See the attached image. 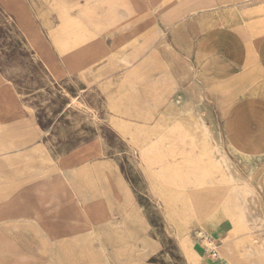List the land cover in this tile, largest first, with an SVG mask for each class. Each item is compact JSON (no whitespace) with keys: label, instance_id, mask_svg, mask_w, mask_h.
I'll return each mask as SVG.
<instances>
[{"label":"rangeland","instance_id":"obj_1","mask_svg":"<svg viewBox=\"0 0 264 264\" xmlns=\"http://www.w3.org/2000/svg\"><path fill=\"white\" fill-rule=\"evenodd\" d=\"M111 5L0 0V264H264V155L233 152L230 96L192 73L211 15L135 32Z\"/></svg>","mask_w":264,"mask_h":264},{"label":"crops","instance_id":"obj_2","mask_svg":"<svg viewBox=\"0 0 264 264\" xmlns=\"http://www.w3.org/2000/svg\"><path fill=\"white\" fill-rule=\"evenodd\" d=\"M136 31H163L187 19L208 17L192 42V73L201 95L230 96L212 105L225 113L230 146L254 158L264 155V0H111ZM184 6L171 18L170 9ZM220 13L216 16L215 12ZM137 21L139 27L137 28ZM176 25V26H175ZM198 26V25H195ZM194 90V88H193ZM210 103V102H209Z\"/></svg>","mask_w":264,"mask_h":264},{"label":"bare ground","instance_id":"obj_3","mask_svg":"<svg viewBox=\"0 0 264 264\" xmlns=\"http://www.w3.org/2000/svg\"><path fill=\"white\" fill-rule=\"evenodd\" d=\"M122 14V13H121ZM174 16H175V14H174ZM176 26V25H175ZM153 45V44H152ZM151 48V47H150ZM127 60V59H126ZM131 60H133V59H131ZM127 62H128V60H127ZM158 64L159 65V59L156 57V56H154L153 55V53H151L150 55H149V57L146 59V61H145V63L144 64H142V66L141 67H149V64H152V65H154V64ZM157 64H156V66H157ZM151 67V66H150ZM149 67V68H150ZM159 69V68H158ZM144 71H145V68L143 69ZM144 78V77H143ZM209 98H210V100L211 101H215L214 100V97L213 96H209ZM232 97H228V98H226V99H224V100H221V101H219V103H224V102H228L230 99H231ZM212 103V102H211ZM219 105H221V104H219ZM204 108L200 111V117H201V119L202 120H204L206 123H207V125H208V128L207 129H209L214 135H216L214 132V124H213V121H212V113H211V110H210V104L209 103H207V102H205L204 103V106H203ZM213 137V136H212ZM227 144H228V146L233 150V152L235 153V154H237L238 156H240V158H242V159H244V158H246V156L243 154V153H241V152H238L237 150H235V149H233L231 146H230V144L227 142ZM253 178L255 179V181L257 182V185H258V187L259 188H262V186H263V183H264V161L263 162H261L260 163V165H259V167H258V169L255 171V173H254V175H253ZM82 198H83V201H86V200H89L90 198H91V196H90V193L88 192V193H84L83 194V196H82ZM259 200H257V204H258V207H257V209L254 207V206H252L251 204H248L247 206L249 207V213L251 212V213H253V215L252 216H250V217H255V215L256 216H260V218H263L264 219V209L262 208V206H261V204H260V202H258ZM102 203V202H101ZM102 206V205H101ZM100 207V206H99ZM99 209H101L102 210V207L101 208H99ZM91 209H90V207H88V208H86V210H85V213L87 214V215H89V216H95V217H97L98 218V221L97 222H99V223H101L102 221V219H103V217L105 216L104 215V212L103 211H101V212H99V213H93V212H91L90 211ZM248 212V211H247ZM249 215H251V214H249ZM101 219V220H100ZM101 229H102V231H103V233H104V237H105V239H106V241H107V243H108V240H110L108 237H107V233H108V229H107V227H106V225L104 224V223H101ZM217 253H216V251L213 253V256L214 255H216ZM118 262L119 263H121V264H123L124 263V260L123 259H121V258H118Z\"/></svg>","mask_w":264,"mask_h":264}]
</instances>
